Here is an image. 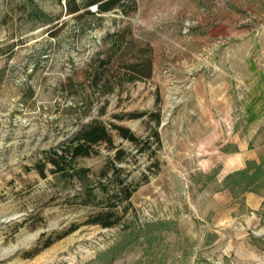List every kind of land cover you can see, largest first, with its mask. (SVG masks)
Listing matches in <instances>:
<instances>
[{
    "label": "rangeland",
    "instance_id": "374dc122",
    "mask_svg": "<svg viewBox=\"0 0 264 264\" xmlns=\"http://www.w3.org/2000/svg\"><path fill=\"white\" fill-rule=\"evenodd\" d=\"M136 1L128 15L77 19L66 0H0V264H264V204L248 208L241 195L254 178L238 171L219 182L217 167L203 169L192 131L205 120L201 108L213 104L208 92L222 91L225 71L234 74L225 57L240 41L229 29L263 31L264 0ZM36 7L44 18H32ZM126 27L127 51H116ZM148 56L150 77L122 67ZM110 57L107 91L106 75L98 85L94 77ZM141 111L161 113L163 145L153 138L155 152L140 150L115 136L129 152L121 165L140 185L115 226L87 224L104 204L82 205L81 181L53 173L50 163L42 176L36 164L94 118L148 136L154 121L128 116ZM241 114L235 101L227 130L242 124ZM97 150L79 160L92 181L113 153L106 144ZM224 186L239 206L218 220L205 211L207 192Z\"/></svg>",
    "mask_w": 264,
    "mask_h": 264
},
{
    "label": "trees",
    "instance_id": "16d2710c",
    "mask_svg": "<svg viewBox=\"0 0 264 264\" xmlns=\"http://www.w3.org/2000/svg\"><path fill=\"white\" fill-rule=\"evenodd\" d=\"M66 2L67 14H73L77 19L102 16L105 13L115 11L128 15L138 8L136 0H66ZM42 14V11L37 7L30 13L33 19L44 18ZM127 30V27L124 28L123 32L118 35V38L115 40L117 44L116 51H127L128 41L125 34ZM111 58L112 57L101 63L100 70L96 71L94 77L95 85H98L99 79L105 78L104 86L107 91L113 89V87L110 86L111 78L113 77V73L111 69H109ZM121 64H123L122 67L131 70V72L144 73L146 77H150L152 73L153 61L151 56L141 58L130 65L125 62ZM105 75L106 77H104ZM85 103L84 112L87 114L91 110L92 105L90 99H87ZM104 108V106L100 107L99 112L103 113L105 110ZM128 116L131 118L150 117V120L154 121V125L150 128L151 133L142 138L126 125L119 124L115 121L110 122L108 125L104 121L94 118L83 123L75 132L74 136L68 139L59 149H52L46 152L45 157L40 159L36 164V168L42 176H46V168L50 163L53 173L60 174L63 178L69 180L78 179L81 181V183L84 184V191L80 195L82 205L104 204L102 205L103 207L89 216L86 221L87 224H99L103 227L115 226L121 221L122 216L128 212V208L131 204L130 200L140 185V183H135L131 180L129 173H126L127 169L121 165L129 154L125 147H123V141H129L135 145H139L140 150L149 149L151 152H155L153 151V138L159 148L163 145L162 137L159 132V126L162 121L160 112H131L128 113ZM124 117L125 115L123 114L115 115V118L120 120ZM113 131H116V135ZM115 136H118L123 141L117 144ZM101 144H106L107 148L113 151V153L107 157L105 165L100 169L98 173L99 179L97 181H92L89 176L91 168L80 166L79 160L96 154L98 152L97 146ZM152 166L154 165L149 166L147 170L142 172L144 181L150 179L149 172L153 168ZM109 183L114 186V190L111 192L109 190ZM97 188L99 192L103 194L102 199H98ZM121 207L122 209L120 211ZM77 228L78 225H73L69 230L58 235L55 239H49L44 247L49 246L55 240L61 239ZM37 251L38 250H36V252Z\"/></svg>",
    "mask_w": 264,
    "mask_h": 264
},
{
    "label": "crops",
    "instance_id": "0c3cea01",
    "mask_svg": "<svg viewBox=\"0 0 264 264\" xmlns=\"http://www.w3.org/2000/svg\"><path fill=\"white\" fill-rule=\"evenodd\" d=\"M227 34H235L240 41L231 45L225 57L234 74L225 71L222 91L208 92L213 104L201 108L199 112L205 120L192 131L198 133L203 169L210 171L217 167L219 182L238 171H247L254 178L255 184L241 195L248 208L258 209L264 204V30L229 29ZM235 101H239L243 122L227 130L224 119L231 116ZM207 193L213 198L205 211L213 210L214 219L230 217L238 209L230 188L224 186Z\"/></svg>",
    "mask_w": 264,
    "mask_h": 264
}]
</instances>
